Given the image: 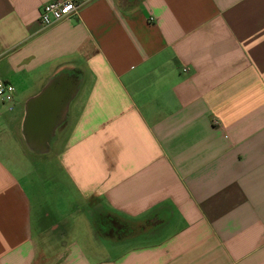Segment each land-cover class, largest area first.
Segmentation results:
<instances>
[{
  "label": "crops",
  "instance_id": "0c3cea01",
  "mask_svg": "<svg viewBox=\"0 0 264 264\" xmlns=\"http://www.w3.org/2000/svg\"><path fill=\"white\" fill-rule=\"evenodd\" d=\"M49 1L0 0V264H264V0Z\"/></svg>",
  "mask_w": 264,
  "mask_h": 264
},
{
  "label": "built area",
  "instance_id": "2783aa9c",
  "mask_svg": "<svg viewBox=\"0 0 264 264\" xmlns=\"http://www.w3.org/2000/svg\"><path fill=\"white\" fill-rule=\"evenodd\" d=\"M76 9L77 5L70 0H51L41 6L38 16L43 26H49L69 17ZM13 90L12 85L0 82V98L2 100H11Z\"/></svg>",
  "mask_w": 264,
  "mask_h": 264
},
{
  "label": "water",
  "instance_id": "95a60500",
  "mask_svg": "<svg viewBox=\"0 0 264 264\" xmlns=\"http://www.w3.org/2000/svg\"><path fill=\"white\" fill-rule=\"evenodd\" d=\"M68 87H69V86H68ZM68 87L65 88V91H66V90H69ZM46 96H47V95H46ZM46 96H45V97H46ZM51 106H52V109H51ZM53 107H54V104L52 103V104L50 105V109H49V110H42V109H41V110H36V115H37L38 117L43 116V117L46 119V121H48V120H50L51 117H52Z\"/></svg>",
  "mask_w": 264,
  "mask_h": 264
}]
</instances>
